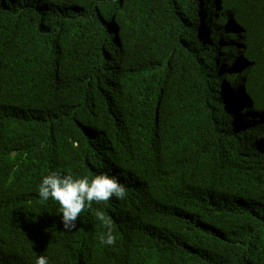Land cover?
Instances as JSON below:
<instances>
[{
    "label": "trees",
    "instance_id": "16d2710c",
    "mask_svg": "<svg viewBox=\"0 0 264 264\" xmlns=\"http://www.w3.org/2000/svg\"><path fill=\"white\" fill-rule=\"evenodd\" d=\"M53 171L127 198L65 231ZM41 255L264 264V0H0V264Z\"/></svg>",
    "mask_w": 264,
    "mask_h": 264
},
{
    "label": "clouds",
    "instance_id": "9594fccd",
    "mask_svg": "<svg viewBox=\"0 0 264 264\" xmlns=\"http://www.w3.org/2000/svg\"><path fill=\"white\" fill-rule=\"evenodd\" d=\"M38 195L41 202L51 199L59 205L63 228L65 231H72L76 228V222L85 208L90 209L93 203L106 204L113 197L124 200L127 198L128 190L115 176L98 174L91 179L87 176L74 178L70 173L62 175L59 171H53L42 178L38 186ZM95 218L106 229L99 237L100 243L114 246L117 237L114 235L111 217L97 209ZM35 264H49V261L47 257L41 255Z\"/></svg>",
    "mask_w": 264,
    "mask_h": 264
},
{
    "label": "flooded vegetation",
    "instance_id": "af4514ba",
    "mask_svg": "<svg viewBox=\"0 0 264 264\" xmlns=\"http://www.w3.org/2000/svg\"><path fill=\"white\" fill-rule=\"evenodd\" d=\"M232 35H235V32L234 31H230V30H227L224 37H220L218 39V42L221 43L222 45L223 44H227V43H230L231 42V39H232ZM228 46V45H226ZM234 74L235 72L230 70L229 68H225V69H222L221 71L218 72V75L221 76V79L225 80L226 78V75L227 76H230L231 74ZM228 78V77H227Z\"/></svg>",
    "mask_w": 264,
    "mask_h": 264
},
{
    "label": "bare ground",
    "instance_id": "6f19581e",
    "mask_svg": "<svg viewBox=\"0 0 264 264\" xmlns=\"http://www.w3.org/2000/svg\"><path fill=\"white\" fill-rule=\"evenodd\" d=\"M217 43H219V42H217ZM93 264H95V263H93Z\"/></svg>",
    "mask_w": 264,
    "mask_h": 264
}]
</instances>
